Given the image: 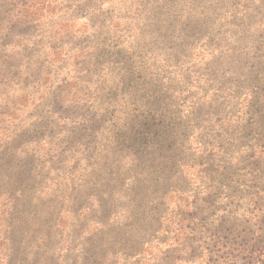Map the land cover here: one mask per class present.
Here are the masks:
<instances>
[{
    "label": "rangeland",
    "instance_id": "374dc122",
    "mask_svg": "<svg viewBox=\"0 0 264 264\" xmlns=\"http://www.w3.org/2000/svg\"><path fill=\"white\" fill-rule=\"evenodd\" d=\"M14 62L20 66L9 72ZM176 74L183 76L179 108L184 113L207 96L194 119L201 180L224 196L218 180L231 175L229 183L237 184L231 196H246L242 206L261 214L264 194L249 201L251 190H264V161L258 158L264 157V0H0V234L11 231L10 218L17 215L12 203L19 207L21 200L38 199L56 209L60 199L71 197L70 188L60 193L57 185L65 164L56 155L66 151L65 144L46 154L52 146L45 142L71 132L56 128L60 116L67 115L71 124L78 117L95 122L93 113L78 105L95 111L109 101L113 110L121 97L134 94L137 82ZM251 99L263 103L260 120L245 107ZM111 113L102 116L104 125L116 115ZM232 113L246 122L236 123L234 138L240 139L230 144L225 129L211 119ZM28 148L35 152L25 153ZM68 211L71 204L65 201L60 222ZM29 212L36 213V207L29 206ZM254 224L245 221L237 230L238 250ZM227 232L221 235L227 238ZM24 237L16 240L20 246L30 239ZM11 243L0 236V252ZM179 264L213 263L196 251Z\"/></svg>",
    "mask_w": 264,
    "mask_h": 264
},
{
    "label": "trees",
    "instance_id": "16d2710c",
    "mask_svg": "<svg viewBox=\"0 0 264 264\" xmlns=\"http://www.w3.org/2000/svg\"><path fill=\"white\" fill-rule=\"evenodd\" d=\"M9 64L5 62L6 67ZM19 66L14 62L9 72ZM156 76L153 82H137L134 94L121 97L116 109L110 110L115 106L109 101L95 111L78 105V110L83 112L86 107L92 112L95 122H81L78 117L71 124L67 115L60 116L56 128L70 127L71 132L45 142L52 146L46 154L65 144L62 149L66 151L56 155L65 164L57 185L60 193L70 188L71 197L60 199L56 209L38 199L21 200L19 207L12 203L10 208L17 215L10 218L11 231L0 234L12 246L0 252V264H179L196 251L213 264H227L226 259L264 264V230L260 229L264 211L255 216L242 206L246 196L235 192L231 196L232 188L237 189L236 182L229 183L231 175L223 179V174L218 180L226 191L224 196L215 185L206 186L201 180L194 119L203 112L207 96L202 98L204 103L184 113L179 108L183 76ZM209 101L214 105L216 97ZM262 104L251 99L245 107L252 108L260 120ZM111 112L116 115L104 125L102 116ZM233 115L211 119L213 126L225 129L223 135L232 139L230 144L240 139L234 138L236 123L244 126L246 122L245 116ZM69 141L71 151L67 152ZM28 152L35 151L28 148ZM261 192L251 190L253 198L246 200L258 202ZM65 201L71 204V212H64L69 214L62 223L59 218ZM29 206H35L36 213L30 214ZM56 215L57 222L50 227ZM245 221L255 224L238 250L237 230ZM223 230L228 231L227 238L221 235ZM23 235L30 239L20 246ZM152 248L157 252L151 254L148 250Z\"/></svg>",
    "mask_w": 264,
    "mask_h": 264
}]
</instances>
